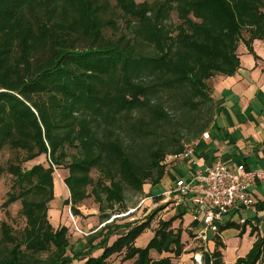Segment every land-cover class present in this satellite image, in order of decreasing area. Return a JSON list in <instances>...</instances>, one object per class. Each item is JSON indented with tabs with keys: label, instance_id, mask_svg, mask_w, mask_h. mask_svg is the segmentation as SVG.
Masks as SVG:
<instances>
[{
	"label": "trees",
	"instance_id": "trees-1",
	"mask_svg": "<svg viewBox=\"0 0 264 264\" xmlns=\"http://www.w3.org/2000/svg\"><path fill=\"white\" fill-rule=\"evenodd\" d=\"M110 1L0 0V152H15L0 165V176L13 178L5 205L20 199L26 218L20 235L1 223L0 264H110L122 253L133 264H173L171 257L154 260L151 251L183 252L175 218L159 219L147 245L135 244L163 206L141 222L109 220L126 186L143 190L145 183H160L164 159L182 153L209 124L208 80L239 68L244 25L254 23V37L264 38V0ZM170 108L181 113L179 136L162 135L175 115ZM70 147L77 150L71 156ZM43 154L48 167L23 166ZM69 156L65 201L73 213H81L78 203L89 196L94 167L110 178L92 189L103 225L73 243L69 227H55L48 216L53 166ZM263 251L260 239L237 264H256Z\"/></svg>",
	"mask_w": 264,
	"mask_h": 264
},
{
	"label": "crops",
	"instance_id": "crops-1",
	"mask_svg": "<svg viewBox=\"0 0 264 264\" xmlns=\"http://www.w3.org/2000/svg\"><path fill=\"white\" fill-rule=\"evenodd\" d=\"M237 54L240 66L234 74L218 73L211 78L212 117L205 129L192 140L193 152L179 158L173 157V154L168 155L165 161L166 173L160 183L145 185L146 199L154 206L146 210L143 220L157 207L163 206L156 217L167 209L171 210L169 218L162 216L159 219L175 218L173 223L177 220L180 224L184 222L186 228L173 227L182 230V242L184 234L191 233L194 239H199L204 245V250L189 253L193 255L191 257L195 259V264H216L217 258L219 264H237L239 259L250 255L258 240H264V38L254 37L250 46L244 41L240 42ZM206 131L209 132L208 137L203 136ZM218 161L230 167L242 163L246 170L257 172L249 184L255 204L243 212H231L225 217L221 228L213 231L207 229L202 220L193 219L191 195L180 200L177 197H166L164 192L178 178L189 180L197 171L205 170ZM160 184L164 186L162 193H154L153 188ZM57 187L56 183L55 191ZM159 196L161 198L157 199ZM242 218L246 221L243 222ZM155 230L151 225L144 231L150 234L140 247L147 245ZM216 252L220 253L219 257ZM155 253L160 257L154 258ZM171 253L152 250L151 257L158 260L171 257ZM181 255H185L184 248ZM121 260L126 262L133 259L124 261L122 256ZM256 264H264V251Z\"/></svg>",
	"mask_w": 264,
	"mask_h": 264
},
{
	"label": "rangeland",
	"instance_id": "rangeland-1",
	"mask_svg": "<svg viewBox=\"0 0 264 264\" xmlns=\"http://www.w3.org/2000/svg\"><path fill=\"white\" fill-rule=\"evenodd\" d=\"M152 2L154 0H136V2ZM112 5L115 4L114 0L110 1ZM260 12L264 13V7H261L259 9ZM171 23L173 25H177L181 22V19L178 18V14L176 11L171 12ZM253 17H257V15H254ZM252 17V18H253ZM119 24L122 26L123 29V21L118 18ZM110 33H112V29L108 30ZM255 33H258V26L254 23H251L249 25H244L243 28L240 30V34L237 41V49L240 42L244 41L247 45L250 44L251 40L254 38ZM216 75V74H215ZM214 75V76H215ZM213 77V76H212ZM211 77V78H212ZM211 78H209L208 82L211 83ZM170 111L172 114H175L172 121L170 123H166V130L163 131L162 135H178L179 136V130L181 129L182 124V117L181 113L174 112V109L170 108ZM185 137L182 136L181 142H185ZM146 141H150V139H146ZM76 148L70 147L68 148V153L71 156L72 154L76 153ZM15 152L11 150L10 148H5L0 152V165L6 166L8 161L14 157ZM69 156V159L66 161L64 165H55L53 166L54 171V177H55V184L57 183V189L55 191V198L50 201L49 203V211L48 216L50 221L55 227H58L60 225H66L69 227V237L71 242H75L79 237L86 236L91 231L100 228L103 224L101 223V209H100V203L97 199H95L94 194L92 193V189L96 185V182L100 179L103 183L109 184L110 178L104 177L103 173L100 171L98 167H94L91 172L90 176L93 179V183L89 184L87 186V193H89V196L83 199L81 202L78 203V208L80 209L79 215L76 213H73L71 209V205L66 203V199L70 197V191L68 186L65 183L66 177L69 175V170L65 166L68 164L71 160V157ZM168 157V156H167ZM167 157L164 159V163L166 164ZM34 162H41L46 167L49 166V162L47 161V157L45 154L39 156L35 161H31L28 164L24 163L23 166H28L33 164ZM13 183L12 175L4 172L0 176V226L3 221L7 222L11 225V227L14 230V233L17 235H20L23 232V229L26 226V218L23 215L21 209H22V203L21 200L18 199L15 202L10 203L8 206L5 205V202L7 201L9 195L8 192L11 190V185ZM150 183H145L142 189H132L128 188V186L125 187V193H124V199L120 203H115V208L113 209V216L110 218L109 221H111L114 217V222L116 224H123L125 222H132L135 223L137 221H143L144 214L147 209H152L154 204L150 202L149 199H146L147 193L145 189V185ZM164 189L163 184H160L153 188L154 193H162ZM170 206V204L168 205ZM171 207V206H170ZM108 208V207H107ZM108 212L112 211L111 208H108ZM172 212L171 210H165L162 213H160L155 220L152 222V226L154 228H157L158 226V220L162 216H165V218H169L171 216ZM189 217V215H187ZM185 227V223L182 222L179 223V220L173 223L174 228L178 227ZM186 228V227H185ZM150 233L144 232L141 234L138 239L136 240V245L143 246V243L147 239ZM118 235H113L110 239V243L117 237ZM0 238H1V227H0ZM184 251L185 255L177 257L173 253L170 254L171 257H173L174 264H195L193 262L195 259L191 256L192 254H189L191 252H198L199 250H204L203 243H200L199 239H194L193 234L190 233L184 234ZM1 242V240H0ZM101 251H96L94 254L97 255ZM124 254H116L111 257V264H133V260H129L126 262H122L121 258ZM160 255L154 254V258H159ZM77 264V262H75Z\"/></svg>",
	"mask_w": 264,
	"mask_h": 264
},
{
	"label": "built area",
	"instance_id": "built-area-1",
	"mask_svg": "<svg viewBox=\"0 0 264 264\" xmlns=\"http://www.w3.org/2000/svg\"><path fill=\"white\" fill-rule=\"evenodd\" d=\"M203 136L208 137L209 132H204ZM192 152V146H188L173 157H187ZM256 175L257 172L246 170L242 163L230 167L218 161L205 170L197 171L189 180L178 178L169 185L164 195L180 200L191 195L193 219L202 220L207 229L218 231L228 214L233 211L240 213L254 206L255 199L249 191V184ZM242 221L246 219L242 218Z\"/></svg>",
	"mask_w": 264,
	"mask_h": 264
}]
</instances>
